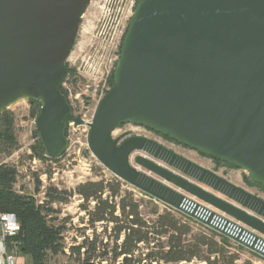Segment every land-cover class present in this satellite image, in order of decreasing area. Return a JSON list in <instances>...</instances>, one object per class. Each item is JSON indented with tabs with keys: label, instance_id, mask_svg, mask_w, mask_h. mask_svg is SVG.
<instances>
[{
	"label": "water",
	"instance_id": "1",
	"mask_svg": "<svg viewBox=\"0 0 264 264\" xmlns=\"http://www.w3.org/2000/svg\"><path fill=\"white\" fill-rule=\"evenodd\" d=\"M91 1L0 0V115L39 103L36 130L49 157L66 148V126L82 124L60 88ZM124 125L264 188V0H138L113 85L88 125L89 149L112 174L264 258V200L146 137L113 139ZM135 151L153 159L135 164L163 182L130 164Z\"/></svg>",
	"mask_w": 264,
	"mask_h": 264
},
{
	"label": "trees",
	"instance_id": "2",
	"mask_svg": "<svg viewBox=\"0 0 264 264\" xmlns=\"http://www.w3.org/2000/svg\"><path fill=\"white\" fill-rule=\"evenodd\" d=\"M65 69L66 76L74 72L67 66ZM60 91L65 96L62 88ZM29 103L31 114L38 113L39 103ZM0 145L16 146L13 115L8 111L0 115ZM34 150L37 157L46 154L39 137ZM57 158L59 156L47 160ZM213 161L219 166L235 168ZM46 175L50 176V172ZM35 176L37 192L40 182ZM17 177L15 167L0 163V212L17 218L20 231L16 240L26 264H49V258L58 255H66L76 264H237L242 251L264 262L260 255L147 193L132 186L133 191L124 189L129 185L117 178L86 181L71 191L49 187L44 202L37 204L34 198L20 195L14 189ZM247 182L264 192V188L250 178ZM74 196L82 201L78 208L85 217L80 218V223L86 226L80 230L81 242L67 247L63 231L71 218L60 220L59 226L49 225L48 219L58 213L52 205L65 204ZM97 226H101L100 232ZM87 231L90 234H86Z\"/></svg>",
	"mask_w": 264,
	"mask_h": 264
},
{
	"label": "rangeland",
	"instance_id": "3",
	"mask_svg": "<svg viewBox=\"0 0 264 264\" xmlns=\"http://www.w3.org/2000/svg\"><path fill=\"white\" fill-rule=\"evenodd\" d=\"M109 4L110 0H92L84 17L82 18L74 46L66 62V66L74 69L75 72H78L77 69L80 68L79 71L81 73L83 67L88 69V67L92 64V59L96 56L99 57V53L102 51L103 47H107V42L97 41L96 33L100 25L103 23V19H105L108 15L110 7ZM78 55H81L82 57L84 55L87 56L84 61H82V59L75 60ZM88 56L91 58L89 59ZM85 62L88 63L85 65ZM7 111L13 115V132L16 140V146L13 148H5L0 145V163L13 166L17 169L19 175L14 189L19 194L32 197L37 204H40L41 202H44V194L49 187H54L63 191H71L77 185L86 181H98L101 178L108 179L111 177V174L108 171L101 170V168L96 165V160L86 148L84 134L82 131L78 132L77 130L68 128L65 131V136L68 138V142L63 154L59 156L57 160L48 161L45 155L41 158L37 157L34 150L37 146L39 137V135L36 134L37 130L35 123L39 112L32 115L31 105L27 101L19 102ZM125 132H130V134H132L131 136L140 135L153 140L176 154L211 172L216 173L219 177L264 200V192L260 191L257 187L251 186L247 182L249 178L248 175L240 169L223 165L219 166L212 159L167 140L165 137L143 127H135L132 125L121 126L119 130L114 132V137ZM143 154L139 153L137 155L143 156ZM30 155L33 156L32 159L28 158ZM146 156L150 160H153L148 155ZM130 164L137 170L148 174L150 177L160 182H163L162 179L158 178L154 174L148 173L143 168L137 166L134 162V158H130ZM162 166L168 168L165 165ZM48 172H50V176L46 175ZM35 175H37L40 182V187L37 192L35 191ZM165 184L174 188L168 183ZM124 189L132 190L130 185L128 187H124ZM179 192L185 194L182 191ZM134 193L138 198L140 197L137 191H134ZM196 201L203 204L198 200ZM81 203V199L74 196L65 204L62 203L52 205V208L58 213L53 214L51 216L52 219H48L49 225L59 226L60 220L67 217L71 218V223H67L63 231L64 242L67 247L79 244L82 240L79 237L81 233L80 230H83L86 224L80 223V218L85 217V214L78 208ZM97 231H101V226H97ZM86 234H90V231H87ZM22 261L26 263V258L23 256ZM49 264L76 263L69 259L66 255H58L50 257ZM190 264L201 263L194 262ZM237 264H264V262L251 256L249 253L242 251L240 253V260L237 261Z\"/></svg>",
	"mask_w": 264,
	"mask_h": 264
},
{
	"label": "built area",
	"instance_id": "4",
	"mask_svg": "<svg viewBox=\"0 0 264 264\" xmlns=\"http://www.w3.org/2000/svg\"><path fill=\"white\" fill-rule=\"evenodd\" d=\"M137 1L138 0H120L119 3L113 4L112 0H110L108 15L113 8L112 13L114 27L105 41V43H108L107 47H103L102 51L99 53V57L96 56L92 59V64L88 67V69L83 67V70L80 73L79 68L77 69L78 72H75L74 70L73 74L65 76L64 82L61 86L65 93L66 102L70 107L72 118L78 119L82 123L80 125H76L74 122H70L66 126L65 131L68 128H72L78 132L82 131L84 134L86 148L93 157L94 155L91 153L88 145V125L93 122L99 103L111 88L110 79L115 70L121 45L126 34L129 21L133 16ZM111 4L113 5L112 7ZM87 63L88 62H85V65ZM117 130L119 129H116L115 131ZM114 132L111 134L113 139L120 136L125 138L132 137L130 132H125L114 137ZM65 138L67 147L68 138L66 136ZM120 141H122V139ZM139 153L143 154L141 151L133 152L129 156V162L130 158L135 159L139 156L137 155ZM45 157L47 159L50 158L46 154ZM142 157L149 159L145 153ZM94 159L96 160L95 163L98 167L102 170L108 171L111 174V177L122 181L106 169L95 157ZM16 184L14 185V188ZM42 203L43 202L40 204ZM19 231L20 224L15 215L0 212V264H26L22 262V255L19 249L20 243L16 240Z\"/></svg>",
	"mask_w": 264,
	"mask_h": 264
},
{
	"label": "flooded vegetation",
	"instance_id": "5",
	"mask_svg": "<svg viewBox=\"0 0 264 264\" xmlns=\"http://www.w3.org/2000/svg\"><path fill=\"white\" fill-rule=\"evenodd\" d=\"M120 0H112V3L115 4V3H119ZM113 5L111 4V7ZM113 8L111 10V12L109 13V15H107V17L105 19H103V23L100 25L97 33H96V36H97V41H101V42H105L110 34V32L112 31L114 25H113ZM87 55H84L83 57L81 55H78L76 57L75 60H81L84 61L85 57ZM88 58H90V56H88ZM71 69V68H70ZM74 70V69H72ZM126 138L125 137H122V140H125Z\"/></svg>",
	"mask_w": 264,
	"mask_h": 264
},
{
	"label": "crops",
	"instance_id": "6",
	"mask_svg": "<svg viewBox=\"0 0 264 264\" xmlns=\"http://www.w3.org/2000/svg\"><path fill=\"white\" fill-rule=\"evenodd\" d=\"M23 262V261H22ZM24 263V262H23Z\"/></svg>",
	"mask_w": 264,
	"mask_h": 264
}]
</instances>
